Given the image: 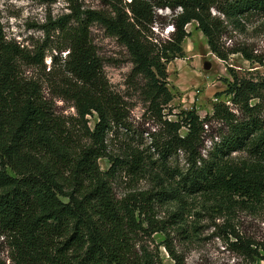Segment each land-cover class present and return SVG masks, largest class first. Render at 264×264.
Returning a JSON list of instances; mask_svg holds the SVG:
<instances>
[{"label": "trees", "instance_id": "trees-1", "mask_svg": "<svg viewBox=\"0 0 264 264\" xmlns=\"http://www.w3.org/2000/svg\"><path fill=\"white\" fill-rule=\"evenodd\" d=\"M72 1V13L46 24L45 40L32 54L7 40L0 23V238L13 264H157L152 255H139L135 249L142 222L156 224V202L181 201L183 196L258 202L264 193V76L242 78L227 67L231 80L215 94V99L227 100H217L211 115L200 119L190 110L169 120L164 114L172 100L166 66L184 57L181 43L191 22L216 59L226 63L229 56L240 55L250 65L264 66V51L255 54L246 45L228 48L221 43L228 27L241 31L243 22L264 17V0H112L109 12L81 11ZM165 9L172 14L173 32L158 43L151 27L155 10ZM93 23L121 43L132 66L130 75L143 82L147 112L157 127L152 148L166 180L176 178L173 191L140 192L119 201L113 195L111 179L124 161L107 153L106 136L124 123L125 107L111 90L90 40ZM48 50L58 53L62 78L49 83L45 95L40 80L24 76L22 68L43 66ZM51 60L55 63L56 56ZM49 93L71 103L80 138L56 115ZM93 114L96 122L90 131L86 118ZM208 122L221 124L223 131L203 154ZM240 151L252 158V166L231 162V154ZM177 152L185 158L184 172L167 168ZM140 155L132 154L126 162L134 175L146 169ZM100 159L110 164L105 172ZM227 232L229 246L240 257L249 264L264 261L253 242L233 229Z\"/></svg>", "mask_w": 264, "mask_h": 264}, {"label": "rangeland", "instance_id": "rangeland-1", "mask_svg": "<svg viewBox=\"0 0 264 264\" xmlns=\"http://www.w3.org/2000/svg\"><path fill=\"white\" fill-rule=\"evenodd\" d=\"M119 1V0H116ZM127 1V0H125ZM112 0H76L81 11L109 12ZM72 0H0V23L7 40L15 41L28 53L32 54L45 40L44 27L48 22L69 16L74 6ZM170 11L155 10V23L151 27L152 39L158 43L168 40L173 32L170 25ZM244 23L241 31L230 27L222 37L225 47L246 45L255 54L264 51V17L251 18ZM185 31L188 36L181 43L183 58L175 59L166 66L167 88L172 100L164 110L169 120H175L183 111L193 110L200 119L211 115L212 107L220 100L215 94L226 88L230 81L227 67L242 78L264 76V66L250 65L240 55L228 57L226 63L216 59L210 52L206 40L191 22ZM192 31V32H191ZM90 40L102 63L104 75L111 90L120 96L125 107V121L113 126L106 136L107 153L113 158L123 159V166L111 179L112 192L117 201L126 196L140 192H155L163 189L173 191L177 185L176 178L166 180L160 170V158L152 148L153 134L157 127L147 112L143 92V82L130 75L131 63L126 49L98 23L90 26ZM43 66L23 67L24 76L40 80L46 95V86L56 83L62 78L59 66V55L55 51H46ZM63 58L65 53L60 54ZM52 56H56L55 63ZM205 64L209 65L205 69ZM54 102L56 115L73 127L78 138L81 137V125L69 102H62L56 96H47ZM87 128L91 131L96 117L93 114L86 118ZM207 126V127H206ZM204 126L203 154L211 150L212 141L223 131L221 124L208 122ZM181 135L186 130L180 131ZM141 154L146 169L134 175L129 165L132 154ZM232 163L241 166H252V158L246 152L231 154ZM131 162V161H130ZM99 168L105 172L110 167L107 159L98 161ZM167 168L171 171L184 172L185 158L181 152L167 160ZM234 201L221 203L205 196H183L181 201L156 202L153 209V221L150 226L146 221L135 238V249L139 255H152L157 264H174L169 256L170 250L179 258L180 264H249L229 246L228 230L233 229L245 240L253 242L261 254H264V193L258 202ZM143 219V216L140 220ZM162 229V231H157ZM0 264H13L8 259L6 244L0 238ZM254 264H264L256 260Z\"/></svg>", "mask_w": 264, "mask_h": 264}, {"label": "water", "instance_id": "water-1", "mask_svg": "<svg viewBox=\"0 0 264 264\" xmlns=\"http://www.w3.org/2000/svg\"><path fill=\"white\" fill-rule=\"evenodd\" d=\"M204 68L205 69H208L209 68V65L208 64H205Z\"/></svg>", "mask_w": 264, "mask_h": 264}, {"label": "built area", "instance_id": "built-area-1", "mask_svg": "<svg viewBox=\"0 0 264 264\" xmlns=\"http://www.w3.org/2000/svg\"><path fill=\"white\" fill-rule=\"evenodd\" d=\"M160 11H161V10H160ZM165 11H167V12H168L169 10H168V9H165ZM178 12H179V10H178Z\"/></svg>", "mask_w": 264, "mask_h": 264}, {"label": "bare ground", "instance_id": "bare-ground-1", "mask_svg": "<svg viewBox=\"0 0 264 264\" xmlns=\"http://www.w3.org/2000/svg\"><path fill=\"white\" fill-rule=\"evenodd\" d=\"M188 26H189V24H188ZM186 28H188L187 26H186ZM192 32V31H191Z\"/></svg>", "mask_w": 264, "mask_h": 264}]
</instances>
